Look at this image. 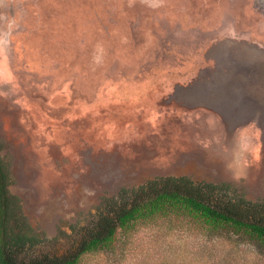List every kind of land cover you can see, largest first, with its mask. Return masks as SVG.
Wrapping results in <instances>:
<instances>
[{
  "label": "rangeland",
  "instance_id": "374dc122",
  "mask_svg": "<svg viewBox=\"0 0 264 264\" xmlns=\"http://www.w3.org/2000/svg\"><path fill=\"white\" fill-rule=\"evenodd\" d=\"M261 112L264 0H0V155L58 254L102 199L159 177L264 202ZM191 229L139 222L79 264H264Z\"/></svg>",
  "mask_w": 264,
  "mask_h": 264
},
{
  "label": "trees",
  "instance_id": "16d2710c",
  "mask_svg": "<svg viewBox=\"0 0 264 264\" xmlns=\"http://www.w3.org/2000/svg\"><path fill=\"white\" fill-rule=\"evenodd\" d=\"M12 178L0 155V264H79L83 255L109 252L120 235L139 222L155 223L187 218L193 233L246 242L264 251V202L251 201L227 184L195 182L189 177H159L115 197L102 199L92 219L72 226L77 236L58 254L56 238L38 234L23 214L19 198L9 190ZM235 237L237 241H230Z\"/></svg>",
  "mask_w": 264,
  "mask_h": 264
},
{
  "label": "crops",
  "instance_id": "0c3cea01",
  "mask_svg": "<svg viewBox=\"0 0 264 264\" xmlns=\"http://www.w3.org/2000/svg\"><path fill=\"white\" fill-rule=\"evenodd\" d=\"M259 118H264V112H261L260 114H259ZM246 126H249V125H246Z\"/></svg>",
  "mask_w": 264,
  "mask_h": 264
},
{
  "label": "bare ground",
  "instance_id": "6f19581e",
  "mask_svg": "<svg viewBox=\"0 0 264 264\" xmlns=\"http://www.w3.org/2000/svg\"><path fill=\"white\" fill-rule=\"evenodd\" d=\"M86 181V180H85Z\"/></svg>",
  "mask_w": 264,
  "mask_h": 264
}]
</instances>
